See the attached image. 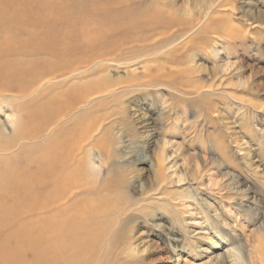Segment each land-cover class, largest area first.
<instances>
[{
	"label": "rangeland",
	"instance_id": "rangeland-1",
	"mask_svg": "<svg viewBox=\"0 0 264 264\" xmlns=\"http://www.w3.org/2000/svg\"><path fill=\"white\" fill-rule=\"evenodd\" d=\"M96 1L0 0V10L21 7L31 17L49 16L48 25L83 40L85 46L80 55L98 61L91 63L86 77L73 81L74 85L93 83L102 87V77L122 89H118L117 100L98 98L87 105L89 108L79 107L74 112L78 118L72 116L79 127L94 124L96 128L99 123L106 129L105 133H93L94 139L89 142L101 175L97 176L98 182L95 174L87 170L88 176L97 181L99 191L86 200L110 205L119 202L118 206L126 209L124 225L128 232L123 238L136 250L131 255L126 253L127 244L120 246L118 256L112 258L113 264H213L217 256L223 257V264H241L235 247H243L246 264H264V0ZM114 2H119L118 12L124 17L130 14L127 19L132 21L141 16L139 19L146 20L149 13L157 10L180 17L175 26H168L177 33L175 44L164 51L159 48L150 50L145 57H136L147 50L128 48L139 37L147 36L146 29L150 27L140 22L133 29L115 28L104 22L102 13L112 10ZM200 8L203 13H199ZM194 9L192 15L185 13ZM185 19L195 29L185 31ZM164 26L157 30L163 31L167 28ZM192 35L194 39L190 38ZM119 51L122 59L105 61ZM32 58L29 60L40 59V63L47 59ZM126 85H131L128 91L123 90ZM59 94L51 82L34 97H10L5 101L9 104H3L0 120L8 124L10 134L13 127L7 117L18 115L24 119L22 113L33 110L35 104L51 101L52 95L62 96ZM141 115L147 122L144 127L138 125L143 121ZM37 153L32 152L31 156ZM161 153L164 163L158 168ZM143 156L148 163L140 161ZM118 195L122 199L117 200ZM5 234L0 229V238ZM3 248L8 252L6 257H14L21 264H34L33 253L16 252L13 240L7 245L1 243L0 249Z\"/></svg>",
	"mask_w": 264,
	"mask_h": 264
},
{
	"label": "bare ground",
	"instance_id": "bare-ground-1",
	"mask_svg": "<svg viewBox=\"0 0 264 264\" xmlns=\"http://www.w3.org/2000/svg\"><path fill=\"white\" fill-rule=\"evenodd\" d=\"M107 3H110V1H107ZM117 4H119V2H116L115 6L111 8L112 10L110 11L104 10V13H102L104 22L107 21L109 24H113L115 28L123 27L125 29H133V27L139 25L140 22H145L146 24H144V26L150 27V29H146L147 36L144 35L145 37L143 38L142 36L139 37L141 39H136V44L128 48L130 51L137 47L147 50L136 57H145L150 54V50L159 48L161 51H164L165 48L171 46V44H175V31L169 30V27L171 28L173 24V26H175V23L179 21L180 17L176 18L174 15L172 16L167 12L157 10L153 13H149L150 18L146 20L139 19L142 18V16H137L139 18H135L138 20L132 21L131 19H127L130 14H126L128 16L124 17L123 14L118 12ZM134 4L138 6L141 3ZM195 5L196 4H194V6ZM105 7L104 5V8ZM205 7H208V5ZM20 8L21 7H15L10 10H0V112L3 108V104L6 103L5 101L8 98L24 99L36 95L46 84L51 82L54 83L56 90H60L59 95L62 96L57 98L53 97V95L56 94L52 91V93H54L52 95L53 98L51 97L52 100L37 106L34 103L35 107H33V110L22 113L24 119H20L17 117L18 115L7 117L8 122L13 127L12 133L10 134L8 133V124L5 125L3 121L0 120V165L2 166V164H5V166H0V229L6 232L5 236L0 238V244L4 243L7 245L10 240H13L16 244V252L29 250L33 253L34 259L32 263L34 264H113L112 258L113 256H118L116 251L120 246L127 244L126 253L131 255L135 253L136 250L135 248H131L130 244L128 246V240L126 241L123 238V235L128 232L124 225L126 221V209L124 207L121 209L120 206H118V204H120L119 202L110 205L108 202H101V200H86L88 196L95 195V193L99 191L96 187L97 181L100 182L97 176L101 172L100 168L97 167L94 162V156L91 153V149H89V142L94 139L93 133L101 130L105 133L106 129L99 123V126L96 128H94V124H85L88 126L82 127V125L79 127L75 123L76 119L72 116L75 115L74 117H76L77 113L74 112L77 111L79 107L84 108L90 102L98 98L109 97L112 102L113 100H117L115 96L119 88H117V84L112 85L107 79L105 80L102 77L99 79L103 82L102 87L93 85V83L91 86H87L84 83L74 85L73 81H79L86 77L85 75L89 71L88 67L92 65L91 63L94 64L98 58L94 60L83 58L80 55L85 46L83 40L72 32L70 33L64 29L57 31L58 29L55 25H48L47 19L49 16L47 19L42 15L31 17L27 11H21ZM131 9L133 10L134 7ZM120 11L123 12V10ZM147 11L145 10V12ZM198 11L199 13H203L204 9L200 8ZM140 12L142 13V11ZM194 12L195 9L185 11V13L190 15ZM215 12L216 11H212V13L216 14ZM133 15L135 14L133 13ZM202 19L199 20L201 21ZM91 20L92 19H90V21ZM97 21L99 22V20ZM184 22L187 23L185 24L186 28L184 30L190 32V30L194 28L192 27V22L187 19H185L183 23ZM164 24L167 28H164L163 31H160L159 28L157 30L158 26ZM201 25H204V23ZM154 26H156V28ZM123 30L124 29H121L119 31ZM108 32H110V30ZM141 32L140 34L143 33ZM101 33L103 34V32ZM183 34L184 33H182V35ZM113 35L116 34L114 33ZM202 36L201 38H203ZM192 37L193 35L190 38ZM203 39L205 40V38ZM119 40L121 41V39ZM188 42H186V45ZM104 43H106V41ZM210 43L214 42L210 41ZM117 44L118 41L116 45ZM118 46H120V44H118ZM192 46L195 45L193 44ZM111 47L113 46L111 45ZM169 50L166 49V51ZM173 50L175 51V49ZM166 53L168 54V52ZM179 54L181 55V52H179ZM121 55L122 52L116 54L113 58H110V60L105 61H109V63L118 61V59H122ZM37 56L41 58L44 56L47 59L40 63V59L37 61L33 59ZM29 58L33 60H29ZM172 58H174V56ZM128 59H131V57ZM144 73L146 72L144 71ZM132 77L134 76L132 75ZM172 78H174V76ZM165 82L166 79L164 83ZM174 82H172V84ZM161 83H163V81ZM166 84L169 85V83ZM173 86L170 84V87ZM130 87L131 85H126L123 87L125 88L123 90L127 89L128 91ZM7 103L9 104V102ZM22 107L25 108L24 105ZM80 114L82 115V113ZM89 121L87 123H89ZM139 121L141 120H138V122ZM144 123L145 118H143V121L138 125L143 124L142 127H144L147 122ZM95 140L99 141V139ZM96 143L98 142L96 141ZM165 145L166 144H163V146ZM27 151L30 152L27 153ZM35 151L38 152L37 155H35V157L31 156L32 152ZM14 152L16 154L13 156L12 154ZM162 156L163 153L160 154V158L157 156L159 158V160L157 158L158 168H160L161 163H164ZM86 161H88L87 164ZM140 161L146 164L148 163V158L143 156ZM149 169H151L150 166ZM87 170L91 175L95 174L94 177H96L97 181L88 176L89 173H87ZM111 197L115 199L114 196ZM142 198L145 197L142 196ZM119 199L122 198L119 196L117 200ZM123 202L128 203V201L124 200ZM129 204L130 203H128V205ZM136 209L137 208H135V210ZM232 243L234 245V242ZM235 250L237 251V261L241 264H246L243 247H235ZM7 254L8 252L5 248H3V250L0 249V264L20 263V260L18 261L14 257L13 259L6 257ZM213 260V264H223L222 256H217ZM9 261L14 262L12 263Z\"/></svg>",
	"mask_w": 264,
	"mask_h": 264
}]
</instances>
